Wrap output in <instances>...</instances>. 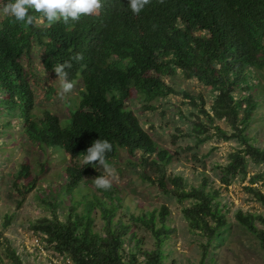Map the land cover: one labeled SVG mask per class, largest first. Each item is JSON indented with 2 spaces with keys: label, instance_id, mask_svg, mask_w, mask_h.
Returning <instances> with one entry per match:
<instances>
[{
  "label": "trees",
  "instance_id": "obj_1",
  "mask_svg": "<svg viewBox=\"0 0 264 264\" xmlns=\"http://www.w3.org/2000/svg\"><path fill=\"white\" fill-rule=\"evenodd\" d=\"M7 2L0 4L3 7ZM102 4L99 15H82L78 21H60L51 27L46 20L38 27H25L5 14L0 19V112L17 118L32 143L60 148L74 160L66 168L67 182L54 190V199L63 191L71 195L75 189L81 191V181L95 186L92 177L103 175L98 163L77 161L96 139L113 144L107 160L118 156L120 148L130 155L140 153L146 164L166 166L173 160L175 152L156 142L128 102L137 96L143 109H156L155 100L176 91L165 78L177 70L217 92L212 112L205 107L203 95L185 94L199 110L193 125L196 145L214 136L242 144L223 168L225 177L246 176L249 160L264 162V146H257L249 134L260 106L251 91L257 85L251 81V71L264 70V0H151L139 15L132 13L129 0H102ZM36 46L43 50L46 70L55 74L54 63L71 61L72 67L66 69L68 79L82 80L79 102L69 107L64 120L48 108L40 114L34 112L39 83L34 68ZM76 53H82L83 60H73ZM52 91L50 87L45 92ZM220 120H225L230 130L223 128ZM41 168L44 171V164ZM164 174L157 180L162 190L174 192L181 202L192 199L183 213L190 230L206 238L199 262L206 264L210 246L229 222L221 191L208 187L207 179L187 189L181 176H174V186L169 187ZM86 176L89 179L84 180ZM36 186L37 178L26 161L13 180V189L21 196L19 203ZM249 190L264 205V192L253 186ZM122 202L118 190L95 187L91 198L77 201L85 206L83 213L77 212L76 205L65 220L57 215L44 217L31 228L74 264H139L141 256L145 264H165L169 257L165 248L170 237L168 207L133 213L127 221L122 216L114 220ZM96 208L104 219L105 234L94 229ZM235 217L264 249V212L239 209ZM133 223L152 231L153 247L143 248L135 232L128 235Z\"/></svg>",
  "mask_w": 264,
  "mask_h": 264
},
{
  "label": "rangeland",
  "instance_id": "obj_2",
  "mask_svg": "<svg viewBox=\"0 0 264 264\" xmlns=\"http://www.w3.org/2000/svg\"><path fill=\"white\" fill-rule=\"evenodd\" d=\"M3 14L0 4V19ZM43 56V50L36 46L34 68L39 83L35 87L37 107L34 112L40 114L42 109L48 108L64 120L69 116V107L79 102L82 80H76L73 91L62 96L60 81L55 74L44 68ZM251 76V81L257 84L251 91L260 101V106L249 128V134L257 146L263 147L264 70L254 69ZM165 81L176 91L168 97L155 100L153 103L156 104V109H143V102L137 96L128 104L156 142L175 152L174 158L166 166L146 164L141 162L140 153L130 155L125 148H120L118 156L108 160L115 173L112 188L118 190L123 197L122 207L114 220L122 216L127 221L133 213L138 215L167 206L170 211L167 220L170 237L165 244L166 253L169 254L165 264H199L202 243L206 238L190 230L183 213V209L192 204V199L179 201L174 192L162 190L157 180L165 173L169 187H173V177L181 176L185 187L190 189L200 186L207 179L208 187L213 186L221 191L220 199L226 206L229 222L220 229L215 243L210 246L206 264H264V249L259 240L238 223L235 217L239 209L264 212V205L249 190V186H253L264 192V162L249 160L246 176L237 174L225 177L223 168L229 163L231 153L242 148V144L237 139L224 140L214 136L196 145L193 125L198 120L199 110L185 97L186 92L203 95L205 107L212 112L211 105L217 92L196 78L186 77L180 70L175 75L166 77ZM50 87L53 89L52 93H46ZM6 121H11L12 125H4ZM218 123L230 130L225 120ZM26 161L31 164L32 176L37 178V186L19 203L21 196L13 189V180L20 165ZM77 161L83 163V158ZM73 162L60 148H42L29 141L24 136L18 119L0 112V264H74L67 254L56 252L53 246L43 238L40 239L38 232L31 228L32 223L44 217L52 218L57 215L59 219L65 220L71 208L78 205L77 201L91 198L95 186L84 181H81V191L75 189L73 195L63 191L57 199L52 197L54 190H59L67 182L66 168ZM41 164H44V171ZM99 169L103 175L106 174L102 166ZM253 176H256L255 180L252 179ZM95 177H92L93 180ZM87 179L88 176L84 177V180ZM76 210L83 213L85 206L81 203ZM93 215L94 229L105 234V222L100 209L96 208ZM258 224L261 225L260 222ZM134 232L142 240L140 244L143 248L154 246L155 238L150 229L135 223L128 235ZM129 245L127 241V250ZM140 260L139 264H145L142 256Z\"/></svg>",
  "mask_w": 264,
  "mask_h": 264
},
{
  "label": "clouds",
  "instance_id": "obj_3",
  "mask_svg": "<svg viewBox=\"0 0 264 264\" xmlns=\"http://www.w3.org/2000/svg\"><path fill=\"white\" fill-rule=\"evenodd\" d=\"M163 2V0H161ZM151 0H129V6L134 15H139L149 5ZM102 0H8L2 7V12L19 22L25 27H38L44 20L51 27L54 23L63 21L67 24L70 20L78 21L82 15H99L102 9ZM29 10L41 14V17L30 14ZM73 60H83L82 53H76ZM72 67L71 61L54 63L52 71L56 74L61 86V95L70 93L75 87V82L68 79L66 69ZM113 144L107 139H96L86 150L83 164H97L102 166L105 175L94 178V185L101 189H111L115 173L108 163L107 154L112 152Z\"/></svg>",
  "mask_w": 264,
  "mask_h": 264
},
{
  "label": "built area",
  "instance_id": "obj_4",
  "mask_svg": "<svg viewBox=\"0 0 264 264\" xmlns=\"http://www.w3.org/2000/svg\"><path fill=\"white\" fill-rule=\"evenodd\" d=\"M36 241L38 242V241H39V239L37 238V239H36Z\"/></svg>",
  "mask_w": 264,
  "mask_h": 264
}]
</instances>
